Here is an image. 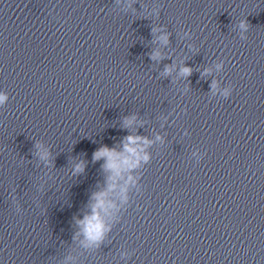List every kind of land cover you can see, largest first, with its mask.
Listing matches in <instances>:
<instances>
[{"label":"clouds","instance_id":"1","mask_svg":"<svg viewBox=\"0 0 264 264\" xmlns=\"http://www.w3.org/2000/svg\"><path fill=\"white\" fill-rule=\"evenodd\" d=\"M240 27L242 29L247 30V22L246 21H241ZM161 39L167 43L168 37L167 36H162ZM160 56L159 52H156L153 54L152 58L155 59ZM192 69L189 67H184L182 69V73L186 76L191 75ZM225 96L228 95V92L226 91ZM7 100V96L4 94H0V104L4 103ZM132 123V120H126L125 121V126H128ZM159 139V137H157ZM127 143L124 145V150L131 154V155H136V148L133 147V145H136L139 141H143L145 144L150 143L146 138L139 137V136H132L129 135L126 137ZM47 154L44 155L42 158H46ZM119 154L114 148H108L107 146L101 147L98 151L94 153V160H99L101 158L105 159V169L112 171L116 173L117 175L119 174L120 166H121V161L119 160ZM145 162L149 159V156L147 154L143 155L141 157ZM123 163L127 164L128 161L125 160ZM134 166V165H130ZM75 171L77 173L83 171V165L82 164H77L75 166ZM131 179V178H130ZM104 193H98L96 194V200L97 204L93 207V213L91 216H86L84 221H80L81 224L84 225V232L85 236L88 240L92 242H98L102 240L103 238V232L106 230L103 226V223L98 215L97 209L100 207H103L104 205Z\"/></svg>","mask_w":264,"mask_h":264}]
</instances>
